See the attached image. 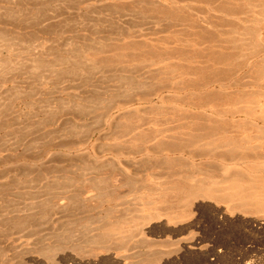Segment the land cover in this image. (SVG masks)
<instances>
[{"label":"rangeland","instance_id":"374dc122","mask_svg":"<svg viewBox=\"0 0 264 264\" xmlns=\"http://www.w3.org/2000/svg\"><path fill=\"white\" fill-rule=\"evenodd\" d=\"M0 264H264V0H0Z\"/></svg>","mask_w":264,"mask_h":264},{"label":"bare ground","instance_id":"6f19581e","mask_svg":"<svg viewBox=\"0 0 264 264\" xmlns=\"http://www.w3.org/2000/svg\"><path fill=\"white\" fill-rule=\"evenodd\" d=\"M102 49V48H101ZM105 49V52L107 51V49L106 48H104ZM104 49H102V50H104ZM101 51V50H100ZM109 51V50H108ZM102 52V51H101ZM105 52H102V53H105ZM98 53V51H96V54ZM104 57H107V56H103V57H101V56H96V57H94L95 58V60H97V59H100V58H103L104 60H105V62H107V58H104ZM84 61V59H83V57L81 56V55H79V57H78V62H83ZM161 97H160V95H157V96H155V97H151V96H146V98H144V99H140L138 102H137V104H143V103H145V104H152V103H154V101H155V99H160ZM161 100H164V98H162ZM139 109V108H138ZM176 110L177 109H174V108H172L171 110H167V111H164V113H162L163 115H150L152 118L150 119V118H148V120H146V119H141L140 121V123L141 124H139V125H137L136 126V128L134 129L136 132H138L140 129H142V127H144L145 126V124L147 125V126H149V125H151V126H155V127H162V129L165 127V128H167L166 126H172V125H174V124H176V125H178L179 124V126H181L180 124L182 123V120H183V118H182V116L183 115H168V114H175L176 113ZM146 117H147V115H146ZM218 118V119H217ZM221 119V118H220ZM206 120H208L209 122H206V123H208V124H210L211 125V127H213V128H209L210 130H212V131H210V132H213V130L214 131H216V127H215V123H216V121H218L219 120V115H208V116H206ZM219 122V121H218ZM201 123V122H200ZM203 123V122H202ZM213 123V124H212ZM208 124H204V126L205 125H207V126H209ZM196 125H198V123L196 124ZM213 125V126H212ZM194 126H195V124H194ZM169 127H168V129H169ZM197 127V126H196ZM177 128V127H176ZM197 128H201V126L200 127H197ZM202 128H204V127H202ZM161 128H159V129H157L158 130V132L160 133V134H165V132L167 131H169L168 129H166V131L164 130H162ZM205 129V128H204ZM207 129V128H206ZM208 130V129H207ZM209 131V130H208ZM157 132V133H158ZM181 132V131H180ZM179 132V133H180ZM182 133V132H181ZM180 133V134H181ZM160 134H158V135H160ZM175 134H177L176 133V131H175Z\"/></svg>","mask_w":264,"mask_h":264}]
</instances>
